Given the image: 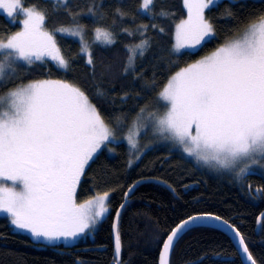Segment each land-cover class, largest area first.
<instances>
[{
    "label": "snow or ice",
    "instance_id": "1",
    "mask_svg": "<svg viewBox=\"0 0 264 264\" xmlns=\"http://www.w3.org/2000/svg\"><path fill=\"white\" fill-rule=\"evenodd\" d=\"M45 3L54 12L69 11V0ZM153 3L154 0H141V11L148 14ZM221 3L222 0H183L187 19L175 25V52L196 50L215 35L205 10ZM0 10L8 17L19 10L22 16L21 30L0 39V88L20 79L18 70L44 63V57L67 70L69 62L57 47V33L79 37L82 53L92 64L84 25L76 20L79 13L69 11L70 26L47 29L46 11L35 6L25 9L21 0H0ZM87 13L96 21L103 19L95 0ZM117 14L124 15L119 9ZM160 15L166 17L169 13L161 9ZM147 28L142 25L139 35L145 36ZM95 33L97 40L103 38L104 45L115 43L111 30L96 27ZM135 34L128 32L129 36ZM150 46L145 38L134 45L136 53L133 46L128 47L125 74L135 70L137 55L143 57ZM97 94L103 93L97 89ZM159 96L166 102L163 113L142 108L129 128L126 139L131 150L138 149L136 137L142 120L145 134L151 128L154 136L181 146L198 163L232 171L237 179L256 174L255 165L264 169V13L253 17L239 37L171 75ZM125 120L124 116L106 120L83 90L64 80L20 83L0 94V214H6L15 229L30 233L36 240L53 243L84 234L109 212V193H98L78 204L81 176L101 148L117 139ZM139 155L142 153L137 159ZM116 216L118 219L119 212ZM200 219L220 221L217 216L184 220L167 237L161 264H166L174 239ZM232 231L240 237L238 231ZM239 244L247 261L256 264L242 237ZM115 252L118 258V231Z\"/></svg>",
    "mask_w": 264,
    "mask_h": 264
},
{
    "label": "trees",
    "instance_id": "2",
    "mask_svg": "<svg viewBox=\"0 0 264 264\" xmlns=\"http://www.w3.org/2000/svg\"><path fill=\"white\" fill-rule=\"evenodd\" d=\"M92 4L93 0H69V11L73 15L79 13L76 20L84 25L91 65L87 54L82 53L80 39L78 42L58 33L57 46L69 62L68 69L48 60L37 62L26 71L18 70L20 79L0 88V94L20 83L64 80L83 90L106 120L126 117L120 130L125 132L133 127L142 108L160 109L163 103L159 94L171 75L239 37L253 17L264 13V0H222L218 7L205 12L215 35L196 51L174 54L175 25L185 18L183 0H154L148 14L141 11V0H95L103 14L99 21L87 13ZM21 5L45 10L47 29L72 24L69 11L54 12L45 0H21ZM117 9L123 17L117 14ZM161 9L169 15L161 16ZM142 25L148 26L143 37L138 32ZM96 27L111 30L115 43L107 46L102 37L97 40ZM18 29L19 20H8L0 14V38L4 37L1 39ZM128 32L136 34L129 36ZM145 38L151 46L143 57L137 55L135 70L129 69L125 74L128 47L133 46L136 53L134 45ZM97 89L103 94L98 95ZM170 148L154 145L133 162L137 155L132 160L124 145L117 144L113 151H101L87 166L77 197L84 200L98 193L110 194L108 217L92 243L43 244L14 232L7 219L0 218V264H158L161 247L172 230L184 220L203 214L217 216L232 225L256 264H264V219L260 230L255 231L257 219L264 211V174L256 170L253 176L237 179L235 174L199 167ZM137 182L142 183L127 198L116 227L121 243L117 258L112 235L114 216L125 202L128 190ZM169 264L242 263L224 233L211 227H196L177 240Z\"/></svg>",
    "mask_w": 264,
    "mask_h": 264
},
{
    "label": "rangeland",
    "instance_id": "3",
    "mask_svg": "<svg viewBox=\"0 0 264 264\" xmlns=\"http://www.w3.org/2000/svg\"><path fill=\"white\" fill-rule=\"evenodd\" d=\"M183 6H184V4H183ZM22 7H23V6H22ZM23 8H25V7H23ZM210 8H211V7H210ZM25 9H27V8H25ZM184 9H185V18H184V19H187V9H186L185 7H184ZM207 10H208V9H206L205 12H206ZM0 14H2L3 16H5L7 19L9 18L8 20H11V19L13 20V19H15V18H16L17 20H19V29L21 30V28H22V23H21V21H22V16L19 15V10H17V12L14 13V16H13V17H8V16H7V13L3 12V10H0ZM20 25H21V26H20ZM19 29H18V31H19ZM13 34H15V33H11L10 35H13ZM10 35H8V36H10ZM63 35H64V36H68V35H66V34H63ZM8 36H7V37H8ZM68 37H72V36H68ZM1 38H4V37H1ZM1 38H0V39H1ZM72 38L77 39V41L80 39L79 37H72ZM94 40H95V38H94ZM208 40H209V39H208ZM78 42H79V41H78ZM174 44H175V32H174V43H173V46H174ZM201 45H202V44H201ZM201 45H200V46H201ZM200 46H198V48H199ZM57 47H58V46H57ZM198 48H197V49H198ZM197 49H196V50H197ZM196 50L181 49L179 52H175L174 50H173V52H174V54H181V53H183V52H193V51H196ZM60 54H61V53H60ZM44 60H48V61H51V62L57 64L56 61H53V60H51V59L48 58V57H44ZM5 94H6V93H5ZM159 100H160L161 103H163V105H162V106L160 107V109H159L160 114H162L163 111H164V105H165L166 102H164L163 100H161V99H160V96H159ZM139 130H140V135H139L138 137H136V139L138 140V149H137V150H135V151L131 150V149H130V146H129L128 143H127V139H126V137H127V135H128L129 130H126L125 132L118 131V132H117V139H116L115 141H113L112 143L108 144L107 147H102L101 150H100V151L96 154V156L93 158V160H94V159L98 156V154H99L101 151H103V150L106 151V150L112 149V151H113V147H114L115 145H117V144H123V145H124V147H125V148L129 151V153L131 154L130 156H131V159H132V160L134 159V157H135L136 155H138L139 153H142V154H143L146 150H148V149L154 147V145H155V146H161V144H164V145H167V146L171 147V148H170L171 150H173V151H177V152L181 153L182 155H184L185 157H187L188 159H191V160L193 161V163H194L195 165L199 166V167H205V168H207V169H209V170H211V171H213V172H218V173L222 172L223 174H226V175H229V174H235V173L232 172V171L218 170V169H216V168L209 167V166H207V165H204L202 162L198 163L194 157H189L186 153H184L183 150H182V147H181V146H179V145H177V144H174V143H173L172 141H170V140H163V139H160V138L154 136V135L152 134V130H151V128L147 129V134H145V131H144V129H143V121H142V120L140 121V129H139ZM193 133H194V129H193ZM140 156H141V155H139V158H140ZM136 157H137V156H136ZM93 160H92V161H93ZM137 160H138V159L135 158V160H133V162H136ZM92 161H90L89 164H90ZM86 168H87V167H86ZM86 168H85V169H86ZM253 168H254L255 171L258 170V172H260L261 174H264V169H260L259 165H255V166H253ZM82 176H83V175H82ZM82 176H81V179H82ZM7 183L10 184V182H7ZM77 192H78V188H77ZM99 194H102V193H99ZM96 195H97V194H95V195H93L92 197H89V198H87V199L80 200V199L77 197V194H76V201H77L78 204H80V203H85L87 200L92 199V198H93L94 196H96ZM109 197H110V194H109ZM108 208H109V211H110V207H109V198H108ZM108 214H109V212H108L106 215H104L102 218H99V219H98V222H97L94 226H92V227L86 229L84 234H81V235L77 236V237L74 238V239H73V238H69V239H67V240L60 239V240L55 241V242H53V243H49V242H47V241H45V240H43V239L36 240V239H34V238L31 236L30 233L15 229V227L12 226V225L10 224V220L7 218L6 214H0V218H6L7 221H8V225L10 226V228H11L14 232H17V233H20V234L26 235V236H28L29 238H31L33 241L41 242V243H43V244L52 245V246H54V245L71 246V245L79 244V242H82L84 239H85V241H86L87 239H89L90 241L93 242L94 239H95V234L97 233L99 227L102 225V223L105 221V219L108 217Z\"/></svg>",
    "mask_w": 264,
    "mask_h": 264
},
{
    "label": "water",
    "instance_id": "4",
    "mask_svg": "<svg viewBox=\"0 0 264 264\" xmlns=\"http://www.w3.org/2000/svg\"><path fill=\"white\" fill-rule=\"evenodd\" d=\"M142 182H137L135 183V187L140 185ZM134 187V188H135ZM133 187H131V191L128 190L126 196H125V202L123 203V208L125 207L126 203H127V198L129 197V195L131 194V192L133 191L134 189ZM123 208H119L117 212H119V216L123 210ZM116 212V213H117ZM197 216H213V215H197ZM193 217V216H192ZM264 219V211L259 215L258 219H257V225H256V229L255 231L258 232L260 230V227H261V223H262V220ZM118 220L119 218L117 219V216L115 214L114 216V220H113V242H114V247H115V235H116V227H117V224H118ZM226 221L220 219V221H216V220H212V219H200V220H197L195 221L194 223L188 225V227L182 232L179 234L178 238L177 239H174V242H173V246L172 248L169 250L168 254L166 255L165 257V261H166V264H169V259H170V256H171V253H172V250H173V247L175 245V243L177 242V240L184 234L186 233L187 231L193 229V228H196V227H211V228H214V229H217L219 231H221L222 233H224L230 240V242L232 243L233 247L235 248V251L237 252L239 258H240V261L242 264H251L250 261H247L246 259V255L247 254H244L243 253V250L239 244V239L241 236L240 234V237H237L235 232L232 231V229H235L232 225V228H229L228 225H230L229 223H224ZM182 223V222H181ZM180 223V224H181ZM114 225H115V228H114ZM236 230V229H235ZM237 231V230H236ZM167 241V239L165 240V242ZM164 242V243H165ZM164 245V244H163ZM163 253V246L161 247V251H160V255H159V261H158V264H161V255ZM249 253V252H248ZM116 254V252H115Z\"/></svg>",
    "mask_w": 264,
    "mask_h": 264
},
{
    "label": "bare ground",
    "instance_id": "5",
    "mask_svg": "<svg viewBox=\"0 0 264 264\" xmlns=\"http://www.w3.org/2000/svg\"><path fill=\"white\" fill-rule=\"evenodd\" d=\"M183 7V6H182ZM139 12V11H138ZM9 19V18H8ZM10 23V22H9ZM12 23V22H11ZM21 26V25H20ZM95 32V31H94ZM58 34V33H57ZM92 38H93V36H92ZM76 42V41H75ZM81 45V44H80ZM205 48V47H204ZM205 50V49H204ZM81 52V51H80ZM182 69V68H181ZM194 164V163H193ZM103 194V193H102ZM42 247V246H41Z\"/></svg>",
    "mask_w": 264,
    "mask_h": 264
},
{
    "label": "flooded vegetation",
    "instance_id": "6",
    "mask_svg": "<svg viewBox=\"0 0 264 264\" xmlns=\"http://www.w3.org/2000/svg\"><path fill=\"white\" fill-rule=\"evenodd\" d=\"M249 175L253 176L254 174H249Z\"/></svg>",
    "mask_w": 264,
    "mask_h": 264
}]
</instances>
